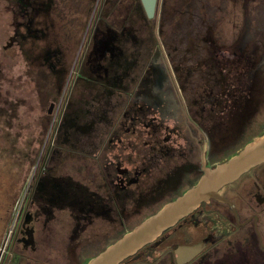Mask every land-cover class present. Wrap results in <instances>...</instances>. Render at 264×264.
I'll return each instance as SVG.
<instances>
[{"label":"flooded vegetation","instance_id":"obj_1","mask_svg":"<svg viewBox=\"0 0 264 264\" xmlns=\"http://www.w3.org/2000/svg\"><path fill=\"white\" fill-rule=\"evenodd\" d=\"M242 26L236 42L226 48L214 27H206L210 37L201 38L199 46L210 45V51L207 58L200 52L192 57L193 69L180 53L175 59L170 49L163 50L160 40L150 58L142 53L131 58L129 50L115 45L106 66L91 64V52L87 61L84 56L80 68L85 62L89 71L78 77L83 89L92 86L81 101L87 107L68 119L71 126L63 139L54 136L53 157L67 147L69 167L99 169L108 181V196L90 193L74 176L59 175L53 178V190L64 197L53 203L71 206L76 222L104 214L115 221L122 195L126 201L138 197L146 209L160 207L131 228L115 223L99 238L84 236L85 230L53 232L49 243L33 207L36 202L40 212L42 201L34 198L17 214L14 201L0 203V264H86L195 185L206 167L227 160L264 133V108L254 97L264 72V49L252 44L250 22ZM207 71L209 78H201ZM194 75L200 77L193 81ZM77 85L76 80L73 88ZM258 126L261 131L253 134ZM60 189H67V196ZM219 194L221 200L203 202L119 264H264V163Z\"/></svg>","mask_w":264,"mask_h":264},{"label":"rangeland","instance_id":"obj_2","mask_svg":"<svg viewBox=\"0 0 264 264\" xmlns=\"http://www.w3.org/2000/svg\"><path fill=\"white\" fill-rule=\"evenodd\" d=\"M245 22H250L252 44L263 50L264 0H162L158 24L148 21L140 0H0V203L14 201L17 214V203L20 209L40 198L44 203L40 212L36 202L33 207L49 243L53 232L85 230L84 236L99 238L115 223L131 228L160 207L146 209L138 197L126 201L122 195L125 212L121 209L115 221L104 214L76 222L71 206L53 203L58 197L53 178L59 175L74 176L90 193L108 196V181L99 169L77 166V161V167H69L67 147L61 146L64 153L53 157L54 136L63 139L71 126L68 119L87 107L81 101L92 86L83 89L84 82L79 81L78 74L89 71L85 62L80 68L81 60L85 56L87 61L91 52V64L106 66L113 45L129 50L131 58L134 53L150 58L160 40L163 50L170 49L175 59L180 53L193 69L192 57L200 52L207 58L210 51V45L199 46L208 36L206 27H214L219 44L226 48L236 42ZM207 76L209 71L202 72L201 78ZM76 80L78 87L73 88ZM254 97L264 108V72ZM67 101L69 108L64 109ZM52 103L55 108L48 113ZM260 118L264 119V111ZM260 128L255 127L253 134ZM43 181L51 183L46 186Z\"/></svg>","mask_w":264,"mask_h":264},{"label":"water","instance_id":"obj_3","mask_svg":"<svg viewBox=\"0 0 264 264\" xmlns=\"http://www.w3.org/2000/svg\"><path fill=\"white\" fill-rule=\"evenodd\" d=\"M147 18L159 21L162 0H140ZM15 37H12L13 41ZM53 103L48 113L53 111ZM264 163V133L249 141L244 148L213 168H205L199 181L176 199L165 203L158 211L126 232L86 264H119L154 241L180 220L193 213L203 202L220 199L219 190L239 179L252 168Z\"/></svg>","mask_w":264,"mask_h":264},{"label":"trees","instance_id":"obj_4","mask_svg":"<svg viewBox=\"0 0 264 264\" xmlns=\"http://www.w3.org/2000/svg\"><path fill=\"white\" fill-rule=\"evenodd\" d=\"M161 4H162V1H161ZM159 14H160V11H159ZM147 19H148V18H147ZM148 21H149V22H155V23H156V21H150L149 19H148ZM209 37H210V35L207 36V38H209ZM40 38H41V37H40ZM42 183H44V185H46V186H49V184H50L51 182L48 183L47 181H43ZM42 183H41V184H42ZM67 189L70 190V188H69L68 186H67ZM67 189H60V190L63 191V193H64L65 196H67V195H66L67 192H68ZM35 191H36V190H35ZM54 191L58 194V197H57V198H59V197H64L62 194H59V191H57V190H54ZM37 199L40 200V198H38V197H37ZM54 201H55V200H53V202H54ZM42 204L44 205L43 202H42ZM63 205H65V204H63Z\"/></svg>","mask_w":264,"mask_h":264},{"label":"built area","instance_id":"obj_5","mask_svg":"<svg viewBox=\"0 0 264 264\" xmlns=\"http://www.w3.org/2000/svg\"><path fill=\"white\" fill-rule=\"evenodd\" d=\"M18 205H19V203H17V205H16V207H15V210H18V211H19V209H17V208H18Z\"/></svg>","mask_w":264,"mask_h":264}]
</instances>
